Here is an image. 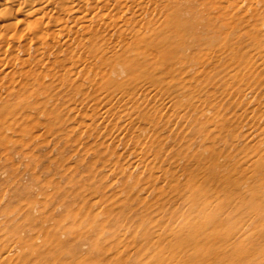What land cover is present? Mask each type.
I'll list each match as a JSON object with an SVG mask.
<instances>
[{
  "label": "rangeland",
  "instance_id": "1",
  "mask_svg": "<svg viewBox=\"0 0 264 264\" xmlns=\"http://www.w3.org/2000/svg\"><path fill=\"white\" fill-rule=\"evenodd\" d=\"M251 1L210 8L200 38L174 32L173 45H191L182 51L149 39L127 50L133 103L109 84L129 78L114 61L128 38L96 62L81 51L71 72L52 54L26 89H0V264H172L159 260L180 250L168 233L195 212L212 242L199 264H264V0ZM98 65L113 93L94 102Z\"/></svg>",
  "mask_w": 264,
  "mask_h": 264
},
{
  "label": "bare ground",
  "instance_id": "2",
  "mask_svg": "<svg viewBox=\"0 0 264 264\" xmlns=\"http://www.w3.org/2000/svg\"><path fill=\"white\" fill-rule=\"evenodd\" d=\"M222 1L226 3L239 2L238 9L241 7L249 8L253 5L251 0H0V89H4V95L17 87L26 89L27 79L34 76L31 68L37 66L40 68L43 59H48L52 54H54L51 57L53 58V60L51 59L52 62H56L59 66H62L64 60H69V66L65 69L67 72H71L81 59V51L89 55L86 58L91 61L95 54L106 51L109 45L121 43L125 38H128L127 41L123 42V48L114 61H118L124 66L121 71L129 78H127L126 83L120 82L123 86L114 80H110L109 84L114 86L112 91L116 92V95L113 96L114 101L122 104L133 103V99L130 101L128 90H131L135 83L128 84L132 82L130 78L138 76V74L133 73L136 71L137 64L136 59L131 54H127V50L138 49L142 43L146 45L145 39H149L147 45L153 43L155 47L159 48V51H169L174 47L181 51L183 47L189 48L191 45L184 38L179 42L180 45H177L176 42V46L173 45L172 36L174 32L177 34L190 33L192 39L200 38L202 33L211 32L205 15L208 14L210 8L214 11L215 9L221 10L220 3ZM216 3L218 4L216 5ZM198 6H202V8L199 9ZM197 24L201 25L200 33L195 31ZM150 26L152 28L149 29ZM212 33L215 36L212 41L217 40L219 33L213 31ZM9 51L15 53H9ZM30 51L34 52L36 58H33L34 55L33 57L30 56ZM75 51L80 52L76 55ZM66 52L69 53V57L64 59ZM135 53L141 52L134 51ZM74 54L76 56L73 59L71 56ZM94 59L93 62L98 60L97 57ZM95 68L91 72L95 76L92 79V89L96 94L91 99L97 102L100 100L96 98L98 94L102 93L104 96H108L113 92L104 83L105 79H100L104 75L103 70L99 65ZM74 73L85 75V72L76 71ZM14 93L12 92L13 95H15ZM0 98V101H3L4 98ZM246 105H248L247 102ZM107 111L104 109L103 114ZM96 114L98 113L94 112L93 115ZM102 126L106 129L105 125ZM136 133L138 136V132ZM136 133H130L129 138L131 140L136 139ZM261 162L263 163V161ZM259 177L264 178V172ZM156 178L159 179L160 176ZM188 207L193 206L190 204ZM185 208L187 209V207ZM196 209L200 210L199 208ZM197 213H193V216L177 227L176 231L168 233L172 239V245L180 248L177 253H170V256H176L175 259L172 260V257H169L170 248H168L163 252V257H159V260L175 264V261L182 257L183 264L202 262L204 258L200 252L209 241L210 233L209 231L205 233L206 228L199 230L198 221L197 224L194 221ZM210 222L213 223V221H209L207 225L211 226ZM146 235L140 240L143 241ZM200 235L204 236L200 237ZM222 235L224 240L231 238L228 232H224ZM154 237L149 245L158 243V236ZM260 241L261 235H257L249 244L248 249L255 248ZM211 243L209 241V244ZM225 245L227 246V244ZM243 248L239 252L247 253L245 252L247 250ZM144 259L146 258L144 257Z\"/></svg>",
  "mask_w": 264,
  "mask_h": 264
}]
</instances>
